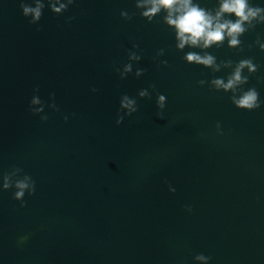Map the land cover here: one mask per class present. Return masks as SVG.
Here are the masks:
<instances>
[{"label": "water", "instance_id": "obj_1", "mask_svg": "<svg viewBox=\"0 0 264 264\" xmlns=\"http://www.w3.org/2000/svg\"><path fill=\"white\" fill-rule=\"evenodd\" d=\"M41 2L31 25L21 0H0V177L19 168L35 182L23 208L0 191V264H264V23L239 49L177 50L165 13L149 23L136 0H73L60 15L50 3L66 0ZM190 51L251 59L243 90L260 107L237 110L209 86L232 68L189 64Z\"/></svg>", "mask_w": 264, "mask_h": 264}, {"label": "clouds", "instance_id": "obj_2", "mask_svg": "<svg viewBox=\"0 0 264 264\" xmlns=\"http://www.w3.org/2000/svg\"><path fill=\"white\" fill-rule=\"evenodd\" d=\"M33 2V0H32ZM36 7H32L21 0L20 9L24 18L31 17L29 24L35 25L39 22L45 4L41 0H35ZM73 0L66 2H51L50 7L53 13L62 14L67 10ZM215 9H206L200 7L199 3H194L193 0H136L135 8L140 11V16L147 22H152L153 18L161 12L163 23L175 33L177 50H183L185 46L192 48L209 49L213 46L219 48L227 41L229 49H239L241 37L246 31L254 28L256 25L264 23V8L252 6L249 0H217ZM121 18L130 20L131 17L127 12L120 13ZM228 17H234L229 19ZM39 30V29H37ZM259 43V41H257ZM260 51L264 52V44H260ZM157 55H163V50ZM129 60H140V56L135 52L128 55ZM184 59L189 64L203 66L206 69H211L213 73L218 72L223 68H232L231 74L226 78H216L210 81V88L223 93H231V103L237 110L252 111L260 107L259 93L255 88L243 90V86L248 83L249 76L253 75L258 66L251 59H243L234 67L231 61L218 64L213 55L204 52L203 55L197 52H188ZM166 65V62H162ZM131 64L125 65V72H130ZM247 70L248 75H244V70ZM140 70L137 74H141ZM203 86L205 81L198 82ZM139 95L141 97L150 98L148 90H142ZM36 103L35 100L32 101ZM166 97L158 95L156 99L157 117L162 118L161 114L165 108ZM122 108L129 109L127 113L131 116L137 111V101L130 99L127 95L123 97ZM46 119V118H45ZM67 120V117H65ZM124 117L121 116L117 121V125L121 124ZM217 134L220 125H216ZM22 169H13L11 172L3 174L0 177V191L14 189L13 199L21 202L20 207H24L23 198L27 193L31 196L35 191V182L29 175H21ZM172 191H175L172 189ZM191 211V208L186 209ZM196 259L208 261L210 258L202 254L197 255Z\"/></svg>", "mask_w": 264, "mask_h": 264}]
</instances>
